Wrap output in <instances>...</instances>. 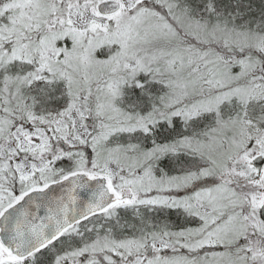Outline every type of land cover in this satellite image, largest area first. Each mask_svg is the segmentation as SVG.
Wrapping results in <instances>:
<instances>
[{"label": "snow or ice", "instance_id": "1", "mask_svg": "<svg viewBox=\"0 0 264 264\" xmlns=\"http://www.w3.org/2000/svg\"><path fill=\"white\" fill-rule=\"evenodd\" d=\"M0 264H264V0H0Z\"/></svg>", "mask_w": 264, "mask_h": 264}]
</instances>
